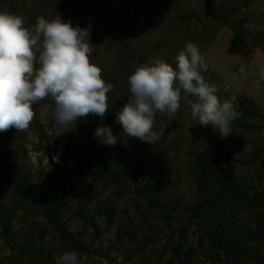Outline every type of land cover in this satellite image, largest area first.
<instances>
[{"label": "rangeland", "instance_id": "obj_1", "mask_svg": "<svg viewBox=\"0 0 264 264\" xmlns=\"http://www.w3.org/2000/svg\"><path fill=\"white\" fill-rule=\"evenodd\" d=\"M246 1L250 2L244 6ZM1 12L22 16L26 27L34 25L38 16L51 20L60 15L74 27L87 28L90 31L89 43L92 37L98 38L94 44L97 55L90 60L102 69V78L106 83L114 85V90L108 93V106L123 107L130 98L127 78L136 66L159 58L175 68V57L186 43L192 42L199 47L208 65L207 71L201 74L209 84L218 88L221 102L230 100L236 110V99L239 96L249 97L260 107L264 117V78H261L264 49L252 47L250 39L237 44L231 41L241 18L248 21L252 35L263 33L264 39V0H215L214 3L212 0H10L9 6ZM242 65L245 72L236 73ZM53 109L39 101L33 105L35 116L26 131L8 130L13 133L10 141L0 147V181L3 180L2 155L19 148L21 165L34 180L46 179L57 195L71 193L78 187L77 165L75 159L69 156L68 144L77 147L81 142L80 127L89 118L97 116L90 114L86 119L80 118L74 130L59 133L52 116ZM256 124L261 127L260 130L238 131L243 146L222 144L220 138L193 145L205 126L197 123L182 104L173 120L166 113L157 112L153 131L160 136L156 144L165 152L167 162L163 167H157L156 175H150L149 180L156 187L158 200L166 205L167 215L163 216L161 209L154 206L153 216L148 218L145 226L143 221L148 204L137 197L136 184L132 183L130 189L117 185L105 188L102 183L95 184L100 200L111 199L114 202L117 219L110 230L106 229L105 219L97 220L103 234L92 250L107 253L111 262L91 252L78 256L79 264H169V256L161 253L169 235L166 223L177 226L180 221H187L185 209L201 200L189 169L196 154L211 146L219 148L220 172H225L226 165L231 164L236 180L254 183L247 161L252 153V141L257 138L264 140V118L257 120ZM37 125L43 127L49 142L41 139ZM111 129L117 136L123 132L122 126ZM5 132H0V135ZM126 141L127 137H121L115 146L99 143L93 154L120 151ZM66 156L68 162L63 168L64 173H55L56 165H62ZM9 202L8 199L6 203ZM70 215L65 214L70 232L79 240L89 242L93 239V231L85 234L80 220L72 219ZM34 220L46 228L45 221L35 211L29 210L18 216L14 230L26 233L28 224ZM121 224L130 229L142 227L140 238L143 235L154 236L156 245L147 249L127 239L116 242L117 227ZM41 246L46 254H52L55 259L65 252L52 236H47ZM189 246L197 247L195 236L191 237ZM8 256L10 253L0 234V262H6Z\"/></svg>", "mask_w": 264, "mask_h": 264}, {"label": "trees", "instance_id": "obj_2", "mask_svg": "<svg viewBox=\"0 0 264 264\" xmlns=\"http://www.w3.org/2000/svg\"><path fill=\"white\" fill-rule=\"evenodd\" d=\"M74 0H68L72 2ZM215 0H212L214 3ZM250 1H246V5ZM10 0H0V12L9 6ZM227 17H229L227 15ZM251 40V46L264 49L263 33L252 35L248 21L241 18L238 29L234 30L232 44L245 43ZM94 40V41H92ZM98 38L92 37L90 44L93 51L90 57L97 55L94 44ZM96 41V42H95ZM236 73H240L239 69ZM183 96V93H182ZM195 100L194 97H189ZM43 103L54 107V101L48 97ZM239 118L232 121V135L221 137L214 128L205 126L199 131L193 145L211 142L220 138L222 144L243 146L238 135L239 130L253 132L260 130L256 124L263 114L254 100L246 96L236 99ZM181 104L191 115L190 106L183 99ZM122 108L120 105L108 107L103 117L89 118L79 129L81 142L77 147L68 144L69 156L75 159L79 174V185L71 193L57 195L46 179L34 180L21 165L22 154L19 148L4 153L1 157L3 180L0 181V234L10 256L0 264H56L52 254H46L41 243L47 236H52L63 251L75 250L78 256L91 252L111 262L110 256L102 250L92 248L103 232L100 231L98 219H105L107 230L116 225L117 213L111 199L100 200L95 184L102 183L105 188L117 185L130 189L136 184L137 197L146 200L148 207L143 224L146 226L149 217L153 216L154 206L167 215V207L158 200L157 190L149 180L155 176V169L166 164V154L156 142L149 144L127 137L126 145L120 151H107L105 154L94 152L99 144L94 138L95 129L100 125L109 127L121 126L115 122V114ZM40 137L49 142L43 127ZM13 131L0 135V147L10 141ZM84 156V159H82ZM68 162L66 156L62 165H56L55 173H64ZM252 170L254 183L238 181L234 176L231 164L226 171L220 172L219 148L209 147L196 154L189 169L194 176V185L200 201L185 209L187 221H180L177 226L169 223V235L161 253L168 257L169 264H264V140L252 141V153L247 161ZM90 178V179H89ZM10 200L7 204L6 201ZM29 210L35 211L45 221L46 228L34 220L29 223L26 233L14 230V222L20 214ZM80 220L83 232L94 233L89 242L79 240L68 229L65 214ZM142 227L130 229L125 224L117 227L116 242L134 241L144 248L156 245L154 236L143 235ZM82 238L84 235H80ZM192 236L197 238V247L189 246Z\"/></svg>", "mask_w": 264, "mask_h": 264}, {"label": "clouds", "instance_id": "obj_3", "mask_svg": "<svg viewBox=\"0 0 264 264\" xmlns=\"http://www.w3.org/2000/svg\"><path fill=\"white\" fill-rule=\"evenodd\" d=\"M25 25L22 16L0 12V132L26 131L35 116L33 105L48 97L54 101L59 133L74 130L77 120L90 114L103 118L114 85L106 83L102 69L90 60V31L60 15L51 20L41 15L31 27ZM175 60V68L159 58L136 66L127 78L131 96L115 114L123 132L117 136L111 127L98 126L94 138L100 144L115 146L121 137L154 144L160 139L153 131L156 113L173 120L181 99L197 123L211 125L221 137L232 135L230 125L240 113L230 100L221 102L218 88L201 74L208 65L199 47L186 43ZM56 264H79L78 253L65 251Z\"/></svg>", "mask_w": 264, "mask_h": 264}]
</instances>
